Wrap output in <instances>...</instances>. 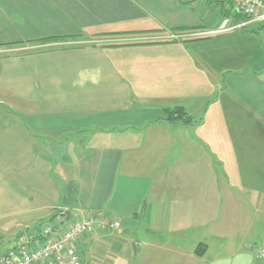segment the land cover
<instances>
[{
  "label": "crops",
  "instance_id": "0c3cea01",
  "mask_svg": "<svg viewBox=\"0 0 264 264\" xmlns=\"http://www.w3.org/2000/svg\"><path fill=\"white\" fill-rule=\"evenodd\" d=\"M244 20L232 1L0 0L18 44L0 46V253L96 214L120 228L79 241L82 264H264V23Z\"/></svg>",
  "mask_w": 264,
  "mask_h": 264
},
{
  "label": "built area",
  "instance_id": "2783aa9c",
  "mask_svg": "<svg viewBox=\"0 0 264 264\" xmlns=\"http://www.w3.org/2000/svg\"><path fill=\"white\" fill-rule=\"evenodd\" d=\"M218 1L234 2L244 15L246 20L237 29L264 21V0ZM118 228L120 223L108 215L91 214L74 220H70L65 214L58 215L53 223L44 224L37 237H26L14 248L0 253V264H82L77 243L97 231L106 232ZM252 253L257 261L264 262V245L253 246Z\"/></svg>",
  "mask_w": 264,
  "mask_h": 264
},
{
  "label": "trees",
  "instance_id": "16d2710c",
  "mask_svg": "<svg viewBox=\"0 0 264 264\" xmlns=\"http://www.w3.org/2000/svg\"><path fill=\"white\" fill-rule=\"evenodd\" d=\"M246 20V19H245ZM243 31L245 32H255L252 29H249V26L244 28ZM112 36H119L118 34H113ZM204 39H194V40H185V42H192V41H200ZM59 41H65L64 39H56V38H50V39H45L42 41V44H48V43H57ZM2 47H14L18 46V44L14 45H4L0 44ZM166 121L169 122L172 125H183V126H191L194 124V119L189 116V114L185 111L183 108H176L174 110H169L167 111V117Z\"/></svg>",
  "mask_w": 264,
  "mask_h": 264
},
{
  "label": "rangeland",
  "instance_id": "374dc122",
  "mask_svg": "<svg viewBox=\"0 0 264 264\" xmlns=\"http://www.w3.org/2000/svg\"><path fill=\"white\" fill-rule=\"evenodd\" d=\"M262 13L264 14V11H262ZM261 22H263V23H264V21H261Z\"/></svg>",
  "mask_w": 264,
  "mask_h": 264
},
{
  "label": "bare ground",
  "instance_id": "6f19581e",
  "mask_svg": "<svg viewBox=\"0 0 264 264\" xmlns=\"http://www.w3.org/2000/svg\"><path fill=\"white\" fill-rule=\"evenodd\" d=\"M43 226H44V225H43ZM43 226H42V227H43ZM3 253H4V252H3Z\"/></svg>",
  "mask_w": 264,
  "mask_h": 264
}]
</instances>
